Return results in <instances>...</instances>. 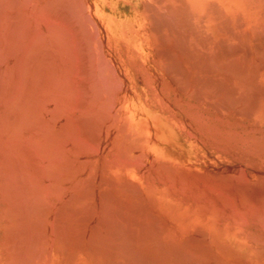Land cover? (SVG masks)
I'll list each match as a JSON object with an SVG mask.
<instances>
[{
	"label": "bare ground",
	"instance_id": "bare-ground-1",
	"mask_svg": "<svg viewBox=\"0 0 264 264\" xmlns=\"http://www.w3.org/2000/svg\"><path fill=\"white\" fill-rule=\"evenodd\" d=\"M0 264H264V0H0Z\"/></svg>",
	"mask_w": 264,
	"mask_h": 264
}]
</instances>
